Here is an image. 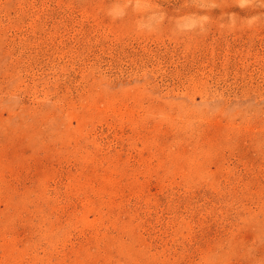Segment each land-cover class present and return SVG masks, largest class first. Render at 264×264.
<instances>
[{
	"label": "rangeland",
	"instance_id": "374dc122",
	"mask_svg": "<svg viewBox=\"0 0 264 264\" xmlns=\"http://www.w3.org/2000/svg\"><path fill=\"white\" fill-rule=\"evenodd\" d=\"M0 264H264V0H0Z\"/></svg>",
	"mask_w": 264,
	"mask_h": 264
}]
</instances>
